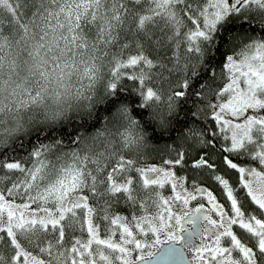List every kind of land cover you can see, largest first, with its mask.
Instances as JSON below:
<instances>
[{"label": "snow or ice", "instance_id": "1", "mask_svg": "<svg viewBox=\"0 0 264 264\" xmlns=\"http://www.w3.org/2000/svg\"><path fill=\"white\" fill-rule=\"evenodd\" d=\"M0 264H264V0H0Z\"/></svg>", "mask_w": 264, "mask_h": 264}, {"label": "flooded vegetation", "instance_id": "2", "mask_svg": "<svg viewBox=\"0 0 264 264\" xmlns=\"http://www.w3.org/2000/svg\"><path fill=\"white\" fill-rule=\"evenodd\" d=\"M153 162V161H152ZM153 163H155V162H153ZM202 202H204V201H202ZM195 203L196 202H193V205H191V206H195ZM206 203V202H205ZM185 227L186 228H188V229H191L192 228V225L191 224H185Z\"/></svg>", "mask_w": 264, "mask_h": 264}, {"label": "trees", "instance_id": "3", "mask_svg": "<svg viewBox=\"0 0 264 264\" xmlns=\"http://www.w3.org/2000/svg\"><path fill=\"white\" fill-rule=\"evenodd\" d=\"M159 146H161V147H162V146H163V142H162V143H161V145H159ZM153 162H155V161H153Z\"/></svg>", "mask_w": 264, "mask_h": 264}]
</instances>
